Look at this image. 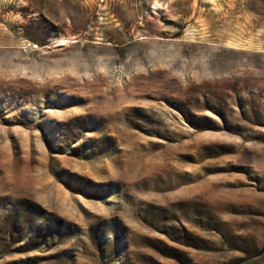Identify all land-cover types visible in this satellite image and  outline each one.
<instances>
[{"label": "rangeland", "instance_id": "1", "mask_svg": "<svg viewBox=\"0 0 264 264\" xmlns=\"http://www.w3.org/2000/svg\"><path fill=\"white\" fill-rule=\"evenodd\" d=\"M263 244L264 0H0V264Z\"/></svg>", "mask_w": 264, "mask_h": 264}, {"label": "trees", "instance_id": "2", "mask_svg": "<svg viewBox=\"0 0 264 264\" xmlns=\"http://www.w3.org/2000/svg\"><path fill=\"white\" fill-rule=\"evenodd\" d=\"M21 210H22L21 216L24 222H26L28 225L33 226V223L36 222L35 219H38L37 217L39 210L27 202L24 203V206L22 207ZM28 214H32L33 217L31 219H28ZM34 215H36L37 217H35ZM43 226L45 227L40 228L39 231L36 233V235L39 234V236H37L36 238H34L33 236L31 238L32 242L30 243V248H38V243H34V241L39 243L40 242L47 243L49 240L57 236V234L61 231V226L59 223H56L55 225L52 226V224L49 222L47 224H44ZM262 254H264V244L262 246V249L256 254V256Z\"/></svg>", "mask_w": 264, "mask_h": 264}]
</instances>
